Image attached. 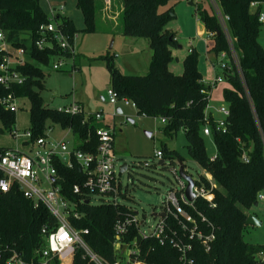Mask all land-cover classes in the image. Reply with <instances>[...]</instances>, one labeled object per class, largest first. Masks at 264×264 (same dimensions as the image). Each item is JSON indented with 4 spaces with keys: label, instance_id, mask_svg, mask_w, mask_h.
Here are the masks:
<instances>
[{
    "label": "trees",
    "instance_id": "1",
    "mask_svg": "<svg viewBox=\"0 0 264 264\" xmlns=\"http://www.w3.org/2000/svg\"><path fill=\"white\" fill-rule=\"evenodd\" d=\"M180 1L115 0L113 3L118 6L119 14L110 25L104 22L105 0H76V7L83 15L84 27L78 29L67 15L59 17L58 21L61 20L60 25L72 36L79 31L112 32L114 35L149 40L153 55L146 74L123 73L116 67L113 54L102 58L110 72V88L118 98L133 101L140 115L165 119L162 133L169 139L183 130L189 155L216 182L212 202L205 198H198L195 202L207 220L202 223L203 228L209 233L211 229L207 224H211L216 238L209 251L199 242L195 243L194 264H264L260 257L264 253V244L247 243L243 238L249 211L259 203L258 195L264 191V46L259 39L263 22L259 20L261 6L254 9L251 5L264 0H217L222 12L230 18L227 28L238 59V65L235 61L230 63L232 72L224 71L225 79L231 85L223 91L230 110L227 132L218 131L215 118L207 114L209 89L198 66V51L191 48L185 57L183 74L177 75L169 68L174 59L172 49L178 46V40L167 25L176 17L175 7ZM162 7L165 9L161 10ZM0 10L9 40L17 47L25 46L30 59L18 67L27 75L24 83L11 89L0 83L1 131L13 134L16 128V112L2 104V98L13 91L19 98L27 97L31 101V124L27 130L32 132L33 138L46 136L53 124H59L64 130L71 129L78 139V148L95 152L98 144L95 130L102 123L93 120L84 122L81 113L68 114L45 105L41 93L45 89V72L41 65H48L56 56L69 53L56 47L45 50L35 47L39 27L50 21L41 0H0ZM196 11L207 31L216 33L214 40L208 43L209 50L217 56L222 51H229L227 36L212 7L202 2ZM206 125L212 128L218 149L215 157L208 156L205 150L201 133H204ZM162 150L166 158L181 159L175 149H169L165 144ZM244 154L248 161L243 159ZM55 165L63 194L70 200L78 201L73 186L83 182L82 172L78 167L70 168L61 162ZM126 210L125 206L83 202L80 211L84 215L72 221L78 229H89L84 236L90 247L112 261L114 225L121 212ZM53 221L54 217L47 207L35 206L18 188L14 187L9 192L0 191V238L4 245L15 246L18 251L29 255L44 243L42 227ZM140 242L143 258L150 264L178 263L179 253L169 243L161 244L156 239ZM4 259H0V264H6ZM74 264L93 263L83 258L80 250Z\"/></svg>",
    "mask_w": 264,
    "mask_h": 264
},
{
    "label": "built area",
    "instance_id": "2",
    "mask_svg": "<svg viewBox=\"0 0 264 264\" xmlns=\"http://www.w3.org/2000/svg\"><path fill=\"white\" fill-rule=\"evenodd\" d=\"M193 4L196 9L202 2L209 4L214 14L217 16L222 29L224 30L229 44V51H222V60L217 64L224 70L232 72L231 61L238 65L237 54L231 39L227 23L229 16L224 14L217 0H184ZM254 9L261 6L259 20L264 23V1H255L252 4ZM66 4L52 6L51 13L54 18L41 24L35 38V47L39 50L56 47L59 51L69 53L60 54L53 60V68L60 70L65 64V58L74 60L76 56L75 42L78 34L70 35L62 27L59 17L65 16L61 10ZM216 33L207 31L209 41H213ZM0 83L6 88H13L25 82L27 75L18 70L19 66L25 65L29 50L25 46H15L8 38V33L2 25V12L0 10ZM225 75L216 76L212 81L205 82L208 85L207 92L211 99V93L219 83L223 82ZM204 92V91H203ZM107 103L115 109L113 112L104 110L87 112L85 107L75 97L68 105L59 107L68 114H83L86 120L102 123L95 130L98 144L95 152H87L76 145L72 146L67 140V135L61 137L59 141H52L49 138V131L46 136L33 138L32 132L27 130V138L22 147L0 148V191L9 192L12 188H18L23 195L32 200L35 206L44 205L49 209L54 217L53 223L44 225L41 230L44 243L37 247L32 253L27 255L23 251H18L15 246H7L0 238V259L5 257L6 264H74L77 254L82 250L83 258H87L93 264H150L143 258L141 242L148 239L159 240L161 244L169 243L179 253L178 263L194 264L195 243L199 242L206 251L212 247L215 240L214 227L207 224L211 229L209 233L205 231L202 223H206V217L198 210L195 202L198 198H205L212 202L214 194L213 188L216 186L212 175L206 173L200 180L194 181L193 200H189L186 194L187 182L180 176L179 171L174 172L177 184L171 187L162 202L161 211L153 214L154 222L148 224L146 215L141 217L139 212L131 208L125 201L129 199V185L123 183L122 176L129 171L127 164L125 170L123 164L119 163L116 155L115 137L117 133L116 118L119 115L117 109L120 102L132 103L136 109V104L128 99H119L113 89H109L105 95ZM19 97L10 91L2 98V104L8 110L17 112L19 109ZM210 103L208 105V108ZM207 108V110H208ZM221 114L215 119L218 131H228L229 108L225 106L215 107ZM209 115V113L207 112ZM147 116L146 114H143ZM163 123L166 120L162 118ZM17 128L14 129V136L17 138ZM67 133L71 129H65ZM204 134L212 135L210 125L204 127ZM155 157L160 161H166L165 153L162 149L155 151ZM243 159L248 161L246 154ZM159 161V162H160ZM57 162H61L70 168L78 167L83 174L82 183L73 186V193L79 197L78 201L70 200L62 192V185L59 182ZM163 162V164H164ZM178 159H173L171 163L175 165ZM207 184V186H206ZM155 190H158L155 183ZM98 199L95 203L94 199ZM258 200H264V191L258 195ZM99 205L110 204L114 206H125V213L121 212L114 225V259L108 260L95 252L85 239L89 229H78L72 220H79L84 213L80 211L82 203ZM194 210L192 212L191 210ZM197 213V215H196ZM169 218L171 219L169 220ZM7 255V256H4ZM261 260L264 261L262 252Z\"/></svg>",
    "mask_w": 264,
    "mask_h": 264
},
{
    "label": "rangeland",
    "instance_id": "3",
    "mask_svg": "<svg viewBox=\"0 0 264 264\" xmlns=\"http://www.w3.org/2000/svg\"><path fill=\"white\" fill-rule=\"evenodd\" d=\"M66 4L61 10L64 14L73 19L78 29L84 27V19L81 11L76 7V0H41V4L47 14L51 13L52 6ZM105 17L112 20V9L108 0H105ZM108 9V10H107ZM162 7L161 10H164ZM264 11V7H263ZM108 13V14H107ZM176 17L172 19L167 28L177 35L178 46L172 49L173 61L169 68L173 72H181L183 68V58L191 48H195L198 53V66L201 69L205 81L210 82L216 76L222 75L224 70L217 64L222 60L221 54L218 56L209 50L205 41L206 29L201 22H198L195 7L185 1H180L175 7ZM205 35V36H204ZM204 37V38H202ZM260 42L264 46V23L260 34ZM204 40V41H203ZM78 58V70L72 72L70 58H65L66 64L60 69L53 68V59L48 65H41L45 72V86L41 90L45 100V105L50 108H59L71 103L73 95L85 106V111L94 112L105 110L113 112L114 107L102 100L110 89V72L106 61L102 58L106 54L114 55V63L118 69L129 74H146L149 69L153 55L150 42L145 37H135L126 35H109L103 32L86 33L79 31L78 39L75 42ZM178 59H180L178 61ZM230 83L224 82L213 88L210 106L207 112L215 119L220 114L215 107L225 106L223 91L230 88ZM36 90L40 91L38 88ZM27 97L19 98V109L16 112V131L19 137L14 134L1 131L2 121L0 119V147L16 148L17 144L24 142L27 138L25 133L31 124V103ZM119 107L123 114L116 118V155L119 163L130 165L129 171L122 176L123 183L129 185V199L125 201L128 206L139 212L141 217L146 215L148 224L154 222L153 214L161 211L162 202L171 187L177 184V179L172 167L179 171L180 164L171 163L172 159L167 157L164 164L159 163L155 157V151L162 149L164 144L169 149H175L178 157L184 162L185 171L194 181L205 176V170L201 164L189 155L187 149V138L183 130L173 138L169 139L162 133L164 123L161 117L144 116L138 114L132 103L120 102ZM220 118V117H219ZM129 119L134 120V123ZM151 133L152 136L147 135ZM49 138L56 142L64 135L72 146L77 145V137L72 133H67L59 124H53L49 131ZM205 150L208 156L215 157L218 149L213 135L201 133ZM157 183L158 190H155ZM97 203L98 199H94ZM261 222V225L247 224L243 233V238L247 243L264 244V200L259 201L249 211Z\"/></svg>",
    "mask_w": 264,
    "mask_h": 264
},
{
    "label": "crops",
    "instance_id": "4",
    "mask_svg": "<svg viewBox=\"0 0 264 264\" xmlns=\"http://www.w3.org/2000/svg\"><path fill=\"white\" fill-rule=\"evenodd\" d=\"M109 1V3H110V7H111V9H112V20L111 19H107L105 16H104V22H106L107 24H113V21H115L116 20V18H117V16H118V14H119V11H117L118 10V6L116 5V4H114L113 2L115 1V0H112V3L113 4H111V0H108ZM182 1H184V0H182ZM65 3V2H64ZM191 4V3H190ZM193 5V4H192ZM194 6V5H193ZM195 7V6H194ZM195 9H196V7H195ZM108 10V9H107ZM197 10V9H196ZM108 14V13H107ZM66 15V14H65ZM197 15H198V13H197ZM68 16V15H67ZM198 17H199V15H198ZM197 20H198V22H201L202 24H203V22L201 21V19H200V17L199 18H197ZM203 26H204V28L206 29V27H205V25L203 24ZM103 33H105V34H109V35H114V34H112V32H103ZM205 35H206V38H205V41L204 42H207V45H208V43H209V38H208V36H207V29H206V31H205V33H204ZM204 35V36H205ZM202 38H204V37H202ZM78 39V38H77ZM191 50V49H190ZM190 52V51H189ZM189 52H188V54H189ZM78 54V53H77ZM76 54V55H77ZM187 54V55H188ZM186 55V56H187ZM185 56V57H186ZM78 56H76V59H74V60H72V62H71V70H72V72H75V71H77L78 70V58H77ZM185 57L183 58V60H182V62L184 63V59H185ZM180 59H178V61H179ZM200 69V68H199ZM171 70V69H170ZM172 71V70H171ZM200 71H201V69H200ZM173 72V71H172ZM183 72H184V64H183V68H182V70H181V72H178V73H176V72H173V73H175V74H177V75H181V74H183ZM124 73V72H123ZM201 73H202V71H201ZM127 74H129V73H127ZM133 74H136V73H133ZM202 75H203V73H202ZM46 76V75H45ZM45 79V78H44ZM203 79H204V81L206 80L205 79V77L203 76ZM205 82H207V81H205ZM224 82V81H223ZM222 83V82H221ZM221 83H219V84H221ZM217 87V86H216ZM45 88H46V86H45ZM212 94V93H211ZM73 97H75L76 98V96L75 95H73ZM78 100V99H77ZM102 100L104 101V102H107L106 101V99H105V97H103L102 96ZM79 101V100H78ZM80 102V101H79ZM80 103H82V102H80ZM82 105L84 106V104L82 103ZM85 107V106H84ZM105 111V110H104ZM108 113H110V112H108ZM123 114V113H122ZM122 114H119V115H122ZM220 114V113H219ZM119 117V116H118ZM212 117H213V115H212ZM219 117H221V114H220V116ZM219 117H216V118H219ZM63 129V128H62ZM117 136V135H116ZM115 140H116V137H115ZM25 142V141H24ZM24 142H22V144L21 143H19V144H17V147H22L23 146V144H24ZM115 148H116V145H115ZM259 204V203H258Z\"/></svg>",
    "mask_w": 264,
    "mask_h": 264
},
{
    "label": "water",
    "instance_id": "5",
    "mask_svg": "<svg viewBox=\"0 0 264 264\" xmlns=\"http://www.w3.org/2000/svg\"><path fill=\"white\" fill-rule=\"evenodd\" d=\"M119 114H122L123 111L122 109L119 107L117 109ZM130 122L134 123V120L129 119ZM147 135L152 136L151 133H147ZM164 161H160L159 163L162 164ZM178 162L180 164V169H179V174L180 176L187 182V188H186V194L189 200H193L195 197V193H194V179L186 173L185 171V167H184V162L181 159H178ZM127 168V163H124L122 166V169L125 170ZM258 203L255 204V206H257ZM154 215H156V213H154ZM247 224H251V225H261V222L257 219V217L253 214H249L247 221Z\"/></svg>",
    "mask_w": 264,
    "mask_h": 264
}]
</instances>
